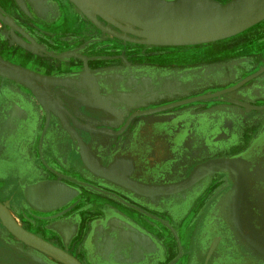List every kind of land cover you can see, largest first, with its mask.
I'll list each match as a JSON object with an SVG mask.
<instances>
[{
  "label": "crops",
  "instance_id": "crops-1",
  "mask_svg": "<svg viewBox=\"0 0 264 264\" xmlns=\"http://www.w3.org/2000/svg\"><path fill=\"white\" fill-rule=\"evenodd\" d=\"M3 1L4 9L17 16L31 38L26 42L19 32L13 31L15 26L8 24L9 30L2 37L8 45L6 56L13 52L8 57L10 60H6L8 68L25 71L29 78L39 82L41 88L48 85L81 89L82 86L94 85L93 81H96L97 86L105 89L116 80L128 79L109 76L115 70H121L125 63L124 57V61L120 62L112 55L120 54L123 49V55L130 51L114 46L115 43L126 45L128 41L114 39L91 24L89 15L80 11L71 0H50L53 10H45L44 14L27 1H23V5L16 0ZM66 11L74 19L71 25L65 22ZM262 23L247 31V38L252 37V30ZM89 24L95 28L94 31ZM36 45L56 56L48 57ZM72 48L86 57L87 63L68 53ZM249 58L244 61L238 55L214 63L217 66L212 67L216 70L228 68L231 72H222L224 87L243 82L263 68L264 56L257 63ZM97 61L101 62V66L97 65ZM85 67L86 70L91 69L95 79L86 76ZM85 91L84 88L79 90L82 93ZM103 95L109 96L106 93ZM178 111L185 112L187 119L217 120L219 127L208 132L210 153L204 161H231L233 164L204 175L191 187L176 194L149 197L134 196L132 192L118 188L113 181L69 179L62 175L69 170L63 169L57 162L53 163L56 167L54 170L39 161L35 162L37 158L33 155L31 159L20 143L25 139L28 144L34 143L35 140L27 136L38 134L41 120L34 117V130L30 131L27 127L31 134H22L15 131L14 124L23 121L25 115L6 112L11 115L8 119L11 122L2 127L0 134L4 138L8 135L4 133L13 132L11 142L17 139L19 143L16 142L15 149H8L9 157L16 162L7 158L5 152L0 156V187L3 188L0 202L25 228L81 258L83 264H264V75L242 83L232 96L189 105ZM162 133H166L164 128ZM3 141L0 139V147L6 150ZM75 147L73 145L71 151L77 153ZM194 150L190 147L185 152L189 154ZM29 151L33 152L30 145ZM173 151L167 144L155 151L151 147L144 148L142 161L145 165L140 172L147 179L144 183L166 185L182 178V174L191 176L194 173L199 165L196 161L183 168L175 165L178 159H167L170 152L175 154ZM148 154L159 158L153 167L147 165ZM6 173L9 175L5 176ZM152 174L155 175L154 179L147 178ZM78 179L86 182H79ZM95 186L103 191L95 189ZM111 192L138 204L151 217L120 204ZM5 193L7 196L3 198ZM244 198L248 199L245 207L241 202ZM214 199H218L221 205L212 206ZM36 229H41L43 233ZM235 231L242 239L246 238L247 242L238 239L239 243L234 239L244 256L225 257L231 249L232 232ZM247 232H250L249 236H246ZM1 236L12 238L0 220V249L3 247L10 252L18 250L17 241L9 240L6 244ZM211 243L221 248L219 259L206 262L203 255ZM244 245L255 248V258L248 257L247 250L242 248ZM168 247L173 248V253L167 255ZM16 263L18 260L12 256L6 260L0 259V264Z\"/></svg>",
  "mask_w": 264,
  "mask_h": 264
},
{
  "label": "flooded vegetation",
  "instance_id": "flooded-vegetation-1",
  "mask_svg": "<svg viewBox=\"0 0 264 264\" xmlns=\"http://www.w3.org/2000/svg\"><path fill=\"white\" fill-rule=\"evenodd\" d=\"M22 1H24V3L25 1L30 2V4L34 6V9L41 14H44L45 10H49V9L53 10V7L50 5L51 4L50 0H22ZM4 5H5L4 1L0 0V65L3 67L5 66L7 67L6 63L8 62L6 60H10L8 59V57L11 56L12 55L11 53L13 52H9L10 55L8 57L6 56V54L8 53L7 51L8 45L2 40V37L6 35V33L9 30L8 24L14 25L15 28H13L14 29L13 31L16 33L19 32L21 38L26 40V42L30 41L31 38L25 33L17 16L11 15L6 9H4L3 7ZM27 10L31 13L30 9ZM70 14L68 13V11H66L64 18H65V22L71 24L73 23L72 21L74 19L72 17V14L71 15ZM90 25L91 24H89V26ZM91 28H93L92 25ZM94 30L95 28H93V31ZM261 33L262 34L264 33V23L252 30V34H253L252 37H255ZM247 36H248L247 33H245L241 36L234 38L231 41L238 42V40L240 41V40L248 39ZM231 41L220 42L213 45H215V47L218 48L220 47L219 48L220 51H223L222 49H224V47L226 46L228 47L230 46V44L233 43ZM261 42L264 43V40L255 42V46L258 47L260 44H262ZM36 46L40 51L47 54L48 57L56 56L48 52L40 45H36ZM75 49L76 48H72L68 53L71 54L76 53L82 61L87 63V58L77 53ZM127 49H129L130 51L126 52L125 55L122 54L123 51L120 52V55H122V57L125 58V63L122 65L123 68L121 70H115L112 73L119 72L120 74L121 72H123L122 70H129L128 62L130 61V58L133 59L134 56L145 55L144 59H146V54L149 53V51H151L150 47L144 48V47L132 46L130 44H128ZM221 56H223V54L220 53V58L218 60L205 63L199 66L198 68H192L191 71L190 70L187 71L185 75L188 76V78L185 79H183V77H180L177 73H174L171 76H160V77L158 76L155 79L150 78L148 75L139 79L137 76H135L136 77L135 78L129 76L127 77V75L123 76L117 74L111 77L112 78L126 77L128 79L116 80L111 84H108L105 87V89L99 85L97 86L96 81H93L94 85L92 86L81 85L84 89H86L85 93L79 92V90L83 88L80 89L78 87H65L62 89V91H64L65 98L61 94V91H59V94L57 95L45 93L40 86L34 83V81H32L29 77L24 76L25 78L30 80L40 90V92H42L48 99H50L52 102L62 107L59 108L56 105H52L43 101L46 104V107H48L51 110L50 111L51 114L46 113L44 115H40L39 117V116H34L28 111L27 112L20 111L17 108V105H15L20 101L12 97V99L10 100L11 103L7 107H3L0 104V133L2 128L1 115H3V113L5 112H13L16 115L22 113L23 115H25L23 121L21 122L16 121L14 124L15 131H20L22 134L23 133L27 134L28 132L30 133V131L33 129L32 127L33 118L34 117L39 118L42 124L38 134L30 133L31 135L28 134L29 136H27L35 140L34 143L28 144L27 139H25V141H21L20 143L21 145H23L25 149H27V153L29 154V157L31 159H33L32 158L33 155L35 156V158H37L35 162L39 161L40 164L44 165L47 168L49 167L52 170L56 168L53 163L57 162L60 164L61 167H63V169L66 168L67 170H69L62 174L69 179L75 180L77 178H81V179L99 178L111 182L113 181L115 182V184L119 186V187L117 186L118 188L120 187L121 189L123 188L125 192L129 191L126 189L129 187V184L127 185V183L123 182L125 179L132 182L134 181L143 186H154V187L168 186L170 184L155 186L144 183L146 182L147 179L146 177H144L143 173H140L141 169L144 168L145 165L144 162L142 161V153H144V148L151 147V149L155 151V149H159L164 144H167L172 149H174L173 152H175V154L173 155L170 152V154L167 156V159L174 161L178 159L175 165L177 164V166L179 165L182 166L183 168H185L186 166H190V164L194 161H196L199 164L196 170L201 166H208L209 164L214 163L212 161L206 162L204 161V159H206V157L210 153L209 145H208L209 144L208 132L217 129L219 127L218 124L214 123L212 120L210 123L208 119L200 120V121L187 119L184 115L185 112H181V111L179 112L178 109L189 105L194 106L204 101L215 100L225 96H232L233 94H235L237 90H239L242 82L235 84L233 86L224 87V81H223L224 79L222 77L223 76L222 72L225 69L216 70L214 67H212V66H217L214 63L223 62L224 60H226V59L222 60ZM138 59H142V57H138ZM98 62L100 61H97V63ZM97 65L100 66L99 63ZM136 67L153 68L151 67V65L146 66L141 64H139V66ZM86 68L87 67H85L84 69V73L86 74V76L88 78H91V80L95 79L93 78L91 69L86 70ZM158 68H163V67H158ZM144 69L145 71L148 70L147 68ZM153 69L157 71V68L156 69L153 68ZM171 69H173V67H171ZM211 74H212V79L217 82V85L214 87H208L209 86L208 80L210 79ZM262 75H264V72L257 77H260ZM196 79L200 80L201 83H198ZM132 82L137 83L138 85L137 89H133V90L131 89L130 91L128 92L126 91L125 93L123 91L120 93L117 91L118 87L119 88L123 87L125 84H132ZM234 87L235 89H233ZM87 93H89L90 95L89 96L84 95ZM104 93L109 94V96H104L103 95ZM181 93L187 94L184 96L185 97L189 96V97L184 99H178L173 102L172 101L168 102L171 99L184 97L183 94ZM101 94L102 96H100ZM118 98L119 100H117ZM163 98L166 99L171 98V99L165 102H160L162 101ZM178 103H183V104L172 106L168 109H164L158 112H153L148 115H139L142 112L156 111L158 109L169 107L170 105H174ZM70 105L72 107H70ZM145 106H149V107H145ZM63 110L64 112L66 110V113H64ZM142 120H145L147 122V125L145 124L144 126H141L140 123ZM10 122L11 120H8V122H3V123L8 125L10 124ZM27 127L30 128V131H28ZM162 128H164L166 133L164 134L162 133ZM8 132L9 133H4L5 135L8 134L4 138H2V135L0 134V139L1 140L4 139L3 144L5 145L4 149H6V150H1L0 147V156H2L1 154L2 152L3 153L5 152L7 158H12V161L16 162L13 157H9L8 149L9 148L15 149L17 147L16 142L18 141H16L17 140L16 139L15 141L11 142L14 133L10 131ZM195 140H197V143ZM198 141H200L201 143H198ZM204 141H207V144ZM10 143L11 145L9 146ZM29 145L32 147L33 150V152L31 153L29 151ZM73 145H76L75 148H77V153H75V150L71 151ZM190 147L191 148L193 147L195 150L192 153L188 154V151L185 152V150ZM147 159H149L147 165H150L149 167H153L159 158H155L154 154L152 155L148 154ZM122 160H124V162L129 164V167L126 169L124 168V171L121 169L122 164H118V162ZM222 162H217V163H222ZM227 162L229 163L227 168H229V166H231V164L233 163L231 161H227ZM193 174L194 173H192V175ZM192 175L183 176L182 174V178L177 179L175 182L171 184H177L183 182L191 178ZM152 177L154 179L155 175L152 174L147 178H152ZM78 181L86 182L80 179H78ZM86 185L94 186L89 183H86ZM192 185L193 184H191L188 187H191ZM95 189L101 190L98 189L96 186ZM2 190L3 188L1 186L0 193L2 192ZM129 192L130 193L132 192L131 194H133L134 196L136 195L137 197L139 195H147L148 197L154 195L158 196V194H147V193L137 192L134 190ZM176 193L178 192H172L171 194H176ZM110 194L117 197V199L120 201V204L125 205L136 211H141L147 216L151 217V214L145 212L142 208L138 206V204L126 201L125 199L119 197L116 193L111 192ZM5 196H7L6 193L2 195L3 198H6ZM247 201H248L247 198L242 199L241 202L243 203L244 207L245 205H247ZM224 204H226V202L223 203V205ZM220 205L221 204L219 203L218 199H216L212 203V206L214 207ZM9 212L14 217V219L21 225V223L16 219L14 214L10 210ZM21 226L26 231L51 243L48 239L39 236L37 233L25 228L23 225ZM36 231L43 233L41 229L39 230L36 229ZM247 233L248 235L246 236H249L250 232ZM232 234L233 237H231V241H232L231 249L227 251L225 257L230 256L231 258H236V257L244 256L240 252L241 250L240 247L235 244H237L236 242L239 243L238 239L247 242L246 238L242 239L237 231L232 232ZM7 236H1V239L6 244H8L7 241L9 240L12 241L14 240L15 242L17 241L20 244L22 243L18 241L13 235H11L12 237L11 239H8ZM234 239L236 240V242H234ZM244 247H246L247 249ZM244 247L242 248L247 250L248 257L251 258L256 257L255 248L253 246L250 247L244 245ZM218 248L221 249L220 247ZM212 252L213 251L210 252L206 251V253L203 255L204 261L207 262V260L211 261L216 258L219 259V252L218 253L213 252L214 255H211ZM18 253L19 252L17 250H13V252H10L9 250L7 251L3 247H1L0 259L6 260L7 257L12 256L16 260L21 259V261L26 264L31 262V260L26 259V257L22 255L20 257ZM67 253L72 255L81 264H83L81 258H77L74 254H71L69 252ZM87 264L89 263L87 262Z\"/></svg>",
  "mask_w": 264,
  "mask_h": 264
},
{
  "label": "water",
  "instance_id": "water-1",
  "mask_svg": "<svg viewBox=\"0 0 264 264\" xmlns=\"http://www.w3.org/2000/svg\"><path fill=\"white\" fill-rule=\"evenodd\" d=\"M71 1L84 10L90 18L93 19L94 15L101 16L122 32L157 42L152 45L179 46L215 42L233 37L264 21V0H233L227 5L218 4L213 0H179L172 4H165L159 0ZM0 72L31 90L42 102L61 108L40 92L30 80L14 69L0 65ZM263 72L264 68L243 82L255 78ZM151 113L153 112H142L139 115ZM222 163L225 164L221 166H210L214 163L209 164L208 168L210 169L203 170L193 184L206 174L227 168L226 164L229 163ZM128 188L136 191L130 185ZM186 188L172 192L183 191ZM172 192L160 190L159 192L144 191L143 193L166 195ZM0 220L21 242L60 264H81L66 251L22 228L2 203H0Z\"/></svg>",
  "mask_w": 264,
  "mask_h": 264
},
{
  "label": "rangeland",
  "instance_id": "rangeland-1",
  "mask_svg": "<svg viewBox=\"0 0 264 264\" xmlns=\"http://www.w3.org/2000/svg\"><path fill=\"white\" fill-rule=\"evenodd\" d=\"M159 1H161L165 4H172V3L178 2L179 0H159ZM213 1L218 3V4H221V5H227V3H230L233 0H213ZM17 2L20 5H23L22 0H17ZM78 9L80 11H82L84 14H86V12L84 10H82L81 8L78 7ZM89 18H90V16H89ZM90 20H91V24L95 25L100 30L107 32V34L109 36H113L114 39H124V40L128 41V43L132 46H138V47H144V48H148L151 46L150 47L151 51H149V53L146 54V59H144L145 55L134 56V58L133 59L130 58V61L128 62L129 70H122L123 72H121L120 74H119V72H117V73H112L109 76H113V75L118 74V75H123V76L127 75L129 77L137 76V77H139V79H141L144 76L148 75L150 78L155 79L158 76L159 77L160 76H171L172 74L177 73L180 77H183V79H185V78H188V76L185 75L187 71H189V70L191 71L192 68H198L199 66H201L205 63H209V62H212L214 60H218L220 58V53L223 54V56H221L222 60L223 59L229 60V59L235 58L238 55H240L243 57L244 61L249 56L250 57L249 60H253L254 63L259 62V60H261L264 56V51L261 50L262 48H264V43L261 42L262 44H260L258 47L255 46V42L260 41V40L261 41L264 40V36H263L264 33H263L260 36H258L254 41L247 42V43H241L238 46H235L234 49L232 50V53L229 54L228 56H226V53L224 50L223 51L219 50V51H217V52H215L209 56L202 57L197 63H195L193 61H189V62H187V64H183V65L182 64H174V66L173 65L171 66V65H168V62H167L168 59L166 58V56L169 55L174 50L178 49L179 51H182L184 49L185 50L199 49L198 45L204 46L205 44H196L197 46L194 44H184V45H179V46L178 45H152V44L157 43V42L146 40L143 38H139L137 36H133L130 34H124L120 29H118L114 25L107 22L101 16L94 15L93 19L90 18ZM71 24H68V25H71ZM114 46H121L123 48H127L128 44L120 45L118 43H115ZM122 51H124V49ZM114 54L115 55H112L114 58L117 57L118 61H120V62L123 61L122 55H120L119 53H114ZM73 56L79 58V56L76 53H74ZM156 56L159 57V59L156 60V58H154ZM138 57H142V59H138ZM98 63L100 64L101 62H98ZM139 64L146 65V66L151 65V67H153L155 69L157 68V71L154 70L153 68H150V67H142V68L136 67V66H139ZM100 66H101V64H100ZM158 67H163V68H158ZM171 67H173V69H171ZM6 68H8V66ZM144 68H147L148 70L145 71ZM175 70H177L178 72ZM15 71L17 73H20L23 76L29 77V76H27L28 74L25 71H20V70H15ZM224 71H228V73H231L228 68H226ZM30 79L32 81H34V83H36L37 85L39 84V82L36 80H33V78H30ZM208 81H209L208 87H214L217 85V82L212 79V74H211L210 79ZM197 82L201 83L200 80H197ZM44 86H46V87H43L42 89L45 93L57 95V94H59V91H61V94L64 97V91H62V89L65 87H60V86H50L49 87L48 85H44ZM166 87H168V86H166ZM137 88H138L137 83L132 82V84H125L123 87H120V88L118 87L117 91L119 93L122 91L125 93L126 91L128 92L131 89L133 90V89H137ZM181 94H183V93H181ZM184 95H187V94H183V96ZM12 97L14 99H18L20 101L19 103L15 104V105H17V108L20 111H23V112L28 111L31 114H33L34 116H39V117H40V115L50 113V111H51L48 107H46V104L44 102H42L41 100L37 99L28 88H26L25 86H23L22 84H20L16 80H14V79H12V78H10V77H8V76H6L0 72V104L3 107H7L11 103L10 100L12 99ZM58 98H59V96H58ZM170 99L163 98L162 101H160V102H165V101H168ZM117 100H119V98ZM70 107H72V106L70 105ZM54 117H56V116H54ZM10 118H11V115L9 113L5 112V113H3V115H1L2 127L5 126V123H3V122H6V120H8ZM212 121L214 123L217 122V120H215V119H212ZM209 122L211 123V120ZM145 124L147 125V122L145 120H142L140 123L141 126H144ZM218 126H219V124H218ZM195 141L197 143V140H195ZM204 142L207 144V141H204ZM198 143H201V142L198 141ZM207 147H208V145H207ZM10 159H12V158H10ZM3 175H4V173H3ZM8 175H9L8 173L5 174V176H8ZM126 189L129 191H132L129 188H126ZM18 244H19V247H18L17 251L19 252L18 254L20 255V257L22 255V256L26 257V259L31 260V262H32V263L30 262L27 264H60L59 262L53 260L52 258H48L44 254L38 252L37 250H35V249L25 245V244H22V243L21 244L18 243ZM172 249H173L172 247H168L167 255L173 253ZM206 251L207 252L208 251L209 252L210 251L219 252V248H217L216 246L210 245ZM213 252L211 255H214ZM212 262H215V260H212ZM16 264H26V263H23L21 261V259H19L18 263H16Z\"/></svg>",
  "mask_w": 264,
  "mask_h": 264
},
{
  "label": "bare ground",
  "instance_id": "bare-ground-1",
  "mask_svg": "<svg viewBox=\"0 0 264 264\" xmlns=\"http://www.w3.org/2000/svg\"><path fill=\"white\" fill-rule=\"evenodd\" d=\"M264 22V21H263ZM127 26V25H126ZM257 26V25H256ZM250 29L240 33V34H237L233 37H229V38H226V39H222V40H219V41H215V42H209V43H202V44H205L204 46L203 45H198L199 46V49H190V50H182V51H179L178 49L177 50H174L173 52H171L169 55L166 56V58L168 59L167 62H168V65H173L174 64H187V62L189 61H193L195 63H197L202 57H206V56H209L217 51H219L220 47H215V45L213 44H217L219 42H226V41H231L232 39L238 37V36H241L243 34H245L247 31H249ZM124 34H127L125 32H123ZM249 33V32H248ZM262 34V33H261ZM261 34H258L257 36L255 37H252V38H248V39H244V40H238V42H234L232 44H230V46H226L224 47V50L225 53H226V56H228L229 54L232 53V50L234 49L235 46H238L239 44L241 43H247V42H251V41H254L258 36H260ZM253 36V35H252ZM248 37V36H247ZM250 37V36H249ZM243 38V37H242ZM233 42V41H231ZM196 45V44H195ZM222 45V44H221ZM197 46V45H196ZM262 51H264V48L261 49ZM261 51V52H262ZM157 59H159V57H154ZM153 58V59H154ZM179 104H183V103H178V104H174V105H170L169 107H164V109H168L172 106H176V105H179ZM62 107V106H61ZM163 109V110H164ZM158 111H161L160 109H158ZM64 112V110H63ZM151 112H155V111H151ZM66 113V110L65 112ZM118 164H122L121 166V169L124 171V168H128L129 167V164L124 162V160L118 162ZM222 164H225V163H217V162H214V164L210 165V166H221ZM228 165V164H226ZM225 165V166H226ZM208 166H201L200 168H198L195 173L192 175L191 178L183 181V182H180V183H177V184H170L168 186H163V187H154V186H143L141 184H138L136 182H132V181H129V180H124L123 182L127 183V185L129 184L131 186V188L135 189L136 191H142V193L144 191L146 192H159L160 190H167L169 192H172V191H178V190H181L183 188H186L188 186H190L191 184H193V182H195L200 174L202 173L203 170L207 169ZM210 168H208L207 170H209ZM236 169V167H235ZM122 179V178H121ZM2 222V221H1ZM3 226L6 228V226L4 225V223L2 222ZM6 230L11 234L13 235L7 228ZM14 236V235H13ZM187 236V235H186ZM18 241H20L16 236H14ZM21 242V241H20ZM23 243V242H22ZM27 245V244H25ZM28 246V245H27ZM30 247V246H29ZM47 256V255H46ZM49 257V256H48ZM51 258V257H50Z\"/></svg>",
  "mask_w": 264,
  "mask_h": 264
}]
</instances>
